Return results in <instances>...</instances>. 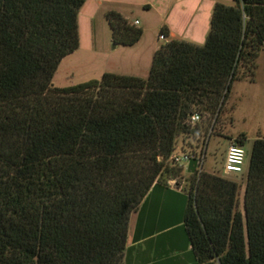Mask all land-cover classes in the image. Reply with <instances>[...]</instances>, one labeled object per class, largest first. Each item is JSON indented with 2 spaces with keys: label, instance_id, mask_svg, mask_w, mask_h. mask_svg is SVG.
Returning a JSON list of instances; mask_svg holds the SVG:
<instances>
[{
  "label": "trees",
  "instance_id": "1",
  "mask_svg": "<svg viewBox=\"0 0 264 264\" xmlns=\"http://www.w3.org/2000/svg\"><path fill=\"white\" fill-rule=\"evenodd\" d=\"M85 1L0 0V264H123L132 213L154 184H182L176 157L202 165L233 82L255 79L264 0H217L201 44L160 28L146 77L55 86ZM105 17L113 47L141 39L121 12ZM243 173L242 202L235 179L202 167L183 179L196 264H264V136Z\"/></svg>",
  "mask_w": 264,
  "mask_h": 264
},
{
  "label": "crops",
  "instance_id": "2",
  "mask_svg": "<svg viewBox=\"0 0 264 264\" xmlns=\"http://www.w3.org/2000/svg\"><path fill=\"white\" fill-rule=\"evenodd\" d=\"M215 1L86 0L79 11V30L83 20L89 35L92 20L97 14L105 16L107 11L117 10L132 22L138 20L137 25L143 27L145 34L147 14L142 18L131 15L132 7H141L144 13L154 15L158 30L164 24L167 25L169 38L201 44L209 31ZM176 20H179L180 26L176 25ZM159 35L155 42L146 47L149 58L153 57L161 44ZM141 39L134 45H138ZM149 60L147 64L150 67ZM182 187L183 184L179 186L169 182L156 183L150 188L138 209L131 215L123 264H196L183 221L188 195Z\"/></svg>",
  "mask_w": 264,
  "mask_h": 264
},
{
  "label": "rangeland",
  "instance_id": "3",
  "mask_svg": "<svg viewBox=\"0 0 264 264\" xmlns=\"http://www.w3.org/2000/svg\"><path fill=\"white\" fill-rule=\"evenodd\" d=\"M131 11L133 17L142 18L146 14L148 17L147 29L145 34L143 29L144 35L138 45L113 47L111 28L106 17L101 13L92 20L89 35L86 32V24L82 20L81 31L79 30V47L62 58L52 78V84L59 87L75 85L90 79H99L105 71L146 77L150 68L147 63L149 59L152 61V58L147 57L146 47L156 41L160 30L156 28V20H153L152 13H144L141 7H132ZM176 25H181L179 20H176ZM160 42L164 40L159 38ZM257 62L254 81L241 79L233 82L225 111L209 137L202 165L199 166L198 161L188 160L184 162V171L181 172L184 179L189 176L191 170L202 167L237 180L241 184L240 202L243 198L246 173L226 174L222 166L229 136L235 137L240 132H245L247 137L241 146L248 155L254 138L259 134L264 136V46ZM230 116H232V122H230ZM172 180L176 182V179ZM174 237L178 239L177 235Z\"/></svg>",
  "mask_w": 264,
  "mask_h": 264
},
{
  "label": "built area",
  "instance_id": "4",
  "mask_svg": "<svg viewBox=\"0 0 264 264\" xmlns=\"http://www.w3.org/2000/svg\"><path fill=\"white\" fill-rule=\"evenodd\" d=\"M134 23L137 24L138 20H136ZM159 37L161 39H164V36L162 34H160ZM191 119L192 121H197L200 119V115L198 113H195L192 115ZM189 159V156L186 154L176 157V161L180 163L187 162ZM245 159V149L241 145L237 144L234 140H229L222 166L223 172L226 174L242 173L244 171ZM169 182L174 183L175 181L171 179Z\"/></svg>",
  "mask_w": 264,
  "mask_h": 264
},
{
  "label": "bare ground",
  "instance_id": "5",
  "mask_svg": "<svg viewBox=\"0 0 264 264\" xmlns=\"http://www.w3.org/2000/svg\"><path fill=\"white\" fill-rule=\"evenodd\" d=\"M165 251H166V250H165ZM162 256H163V255H162ZM162 256H161V257H162Z\"/></svg>",
  "mask_w": 264,
  "mask_h": 264
}]
</instances>
